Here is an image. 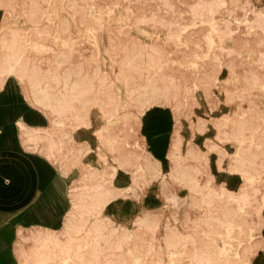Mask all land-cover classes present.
Masks as SVG:
<instances>
[{
  "label": "rangeland",
  "instance_id": "obj_1",
  "mask_svg": "<svg viewBox=\"0 0 264 264\" xmlns=\"http://www.w3.org/2000/svg\"><path fill=\"white\" fill-rule=\"evenodd\" d=\"M14 36L19 42L15 55L23 61L26 59L28 71L37 74L39 84L11 72L2 73L1 77L14 78L31 101V108L42 116L37 125L43 129L35 132L41 140L34 150L55 158L78 192L96 180L95 175L88 173L85 157L89 152L83 155L79 152L87 145L93 149L96 143L99 145L88 154L87 159L93 158L92 166L110 171L109 161L99 154L109 155L110 159L113 153H119L124 163L118 169L126 175V186L136 175L135 188L125 191L128 196L121 201V207L106 210L104 207L100 217L105 213L111 218L116 216L112 220L114 224L120 222V229L125 225L132 227L134 213L148 207L153 215L162 218L160 238L163 239L165 228L173 229L190 245L187 250L192 246L209 248L218 260L225 258L219 251L226 241V246L229 243L231 248V264H241L235 262L232 253L237 251L239 256L244 253L247 232L254 234L252 250L247 253L251 261L264 248L260 242L264 233V0H0V59L9 52L7 46ZM34 41L46 45L34 47ZM98 59L105 65L114 64L112 68L107 65V69L115 72L117 81L93 77ZM50 70L70 73L71 80L80 78L64 110L37 100L35 88L61 87L60 81L49 77ZM147 76L157 86L167 89L170 96L164 105L154 109L167 110L181 125L175 152L178 157L170 154L161 170L167 174L176 160L178 169L186 176L167 177L170 180L163 187L145 154L143 139L137 137L136 116L141 108L118 93L120 88L126 92L142 90ZM175 92L177 96L172 98ZM242 110L247 127L237 130L235 121ZM81 119L103 124V136L114 139L113 151L107 142L97 140L93 124L75 127V122ZM80 132L84 133L79 135ZM240 135L241 142L236 139ZM236 151L244 158V165L231 170L230 163H235L231 156ZM139 163L142 169L137 166ZM243 169L249 170L252 177L248 174L247 178ZM188 178L196 180V189L190 188ZM221 188L224 194L212 199L209 206L200 199L219 193ZM134 192L139 193L138 198ZM228 193L233 196L230 200L226 198ZM162 194L178 196L175 206L160 208L163 213L157 207ZM243 196L248 200L242 204ZM145 197L151 203L143 200ZM224 203L230 218L239 223L229 239L222 237L221 204ZM121 209L125 211L117 216ZM102 220L104 225L111 226V220L105 217ZM18 228L0 229V264H21L22 250H34L28 230L16 241ZM59 229L64 233L62 227ZM103 229L105 233V226ZM85 233L80 231L79 242L86 236L94 239V233ZM132 233V238L121 247L113 240L99 241L101 245L90 241L81 250L87 264H134L136 259L140 260L139 264H196L189 261L188 255L174 256L176 260L170 261L162 253V240L159 242L148 227L134 228ZM58 234L65 240V233ZM61 258L56 256L41 263L63 264L59 262Z\"/></svg>",
  "mask_w": 264,
  "mask_h": 264
},
{
  "label": "bare ground",
  "instance_id": "obj_2",
  "mask_svg": "<svg viewBox=\"0 0 264 264\" xmlns=\"http://www.w3.org/2000/svg\"><path fill=\"white\" fill-rule=\"evenodd\" d=\"M202 2H204V1H202ZM69 11H71V10H69ZM214 18H211V20H213ZM262 18H263V16H262ZM206 32H207V30H206ZM229 35H230V33H229ZM93 42H95V41L93 40ZM18 43L19 42H17V39H15V36H14L11 39L10 43H8V46H7L9 52H7V50H6V52H7L6 55L2 56L1 59H0V81L3 79L1 77L2 73H10L11 72V73H14L16 76L20 77L21 79H22L23 76H27V78L29 80H33V83L35 82V85H38L39 84V82H37L38 76H37L36 73H33V71H28L29 67L27 66L26 59L23 61L20 56L15 55V53H17V51H18L17 50L18 47H19ZM33 45H34V47L42 48L46 44H40L39 42L34 41ZM47 50H48V48H47ZM257 55H258V53H257ZM151 59H153V56L151 57ZM98 60H99L98 62H95V70H94L93 77H96L98 79H103V78L106 77L108 79H111V81H113V82L117 81V77L115 75V72H111V71H109L107 69L108 66L111 67V68L114 67V64L108 63L107 64L108 66H107V65H105L104 61H102L101 59H98ZM119 71H118L119 72L118 74H121L122 71L121 70H119ZM48 75L52 79L60 81L61 87L57 88L56 90L48 88V87H45V88L37 87V88H35L36 92L38 94L37 95L38 102H41L44 105L49 106V107L54 108V109H57V110H64V109L68 108L69 103L71 101L70 94H71L72 90H73V92L75 90H77V88H78L77 85L80 82L79 81L80 78L78 79V76H76V78L71 80L70 79V73L61 74V73H56V72H54L52 70H50ZM142 87H143L142 90H139L138 88H135V89H132L131 91L128 90L127 92H126L125 89L120 88V90L118 92L121 95H126V97L129 98L130 103L133 102L132 105H134L136 103V106L138 105L141 108L140 114L138 116H136L137 131H138V136L137 137H139V139H140V136H141V134L139 133V125H140V122H141V119H142L141 115L142 114L144 115L147 111H150V110L154 109L155 106L157 107V106L164 105L165 102H167V100L170 97L167 94V89H164V88H161V87L157 86L154 83V80H152L149 76H147V78L145 79V82L142 84ZM168 88H170V87H168ZM172 95H173L172 98H176L177 92L173 93ZM23 100H25V99H23ZM116 100H117V98H116ZM172 101H173V99H172ZM33 102L35 103V101H33ZM175 107H176V105L174 104L173 108H172V111L175 110ZM195 113L198 114L199 112H196V110H195ZM243 113H244V111L242 110L240 112V114L238 115L237 121H235L236 122V126L238 128L237 130H242L246 126V121H245ZM101 118H103V117H101ZM80 124L83 127L84 126H86V127L88 126L89 127L91 124H93L95 126L94 130L97 132V138H98L97 140H99L100 142H103V143H104V141L107 142L110 145V149L113 151L114 147H112V143H113L114 139L111 136H105V137L103 136L102 131H103L104 127H105L103 124H101L99 122L97 124H95V122L93 120L92 121L91 120L87 121V120H82L81 119V120H78L77 122H75V127H77V125H80ZM18 126L20 127V129L19 128L18 129L21 131V133H23V134H21V136L23 137V139H22L23 146L26 149H30V150L36 149L37 145H38L37 141L41 140V138L35 134L37 129H32V130L28 129L27 130L25 128V126L21 122H19ZM180 126H181L180 123L178 121H175V123H174V131H173L175 140L173 142L174 150L172 152L174 154L171 153L174 158H176V156H177L175 152H176V150L178 148L177 147V143L179 142L178 133H179ZM128 130H130V129H128ZM171 133H172V131H171ZM236 139L239 142L243 141L241 135H240V138H237V136H236ZM43 141H45V140H43ZM40 145H42V143ZM97 145L98 144L96 143V147L95 148L99 147V145L98 146ZM95 148L93 149L91 146L87 145L84 150L80 149L79 152H80L81 155H83V154H86L88 152H91V150L95 151ZM46 151H48V150H46ZM98 154H99V152H98ZM118 154L119 153H117V154L113 153L112 156L110 157V159H109V155H106L104 153H100L99 154L100 156L98 155L104 161L105 160L109 161V163H110L109 166L111 167L110 171H107V170L103 171V169H99V168H97L95 166H91L90 164H88V166H89L88 173H90L92 175H95V179L96 180H94L93 183H90V184L88 183V185L85 187L84 191H79L78 192V191L75 190V187H76L75 185H72V184L70 185V187H69L70 200L69 201H71V206L67 210V212L65 213L64 218L62 220V226H61L62 229H64L65 240H62L61 237H59V234H58L59 232L64 234L63 231H61V229H56V228H53V227H50V226H43V225H34V226H32V225H30L29 227H23L22 229H19L16 232V236H17V239H18L16 241H20V239L24 237V230H26V231L28 230V235L30 236V239H31V245L34 247V250L32 252L25 251L24 249L22 250V252H21V256H22L21 264H42L41 263L42 261L46 262V260H49L50 258L56 257V256L62 257L59 260V262H63V264H66L67 262H74L73 264H84V263L87 264V259H86L87 257L82 254L83 251L81 252V250L83 248L89 246L91 244L90 241H96L97 245H101V243H99V241H103L104 242V241H112L113 240L115 243H117L118 247H121L122 245H124V243L126 241H128V240H130L132 238L133 229L134 228H139L140 226L141 227H148L149 229H151L153 234L155 233V236L159 240V242H160V239L162 240L161 241L162 243H160V247L162 249V253H164L166 256L170 257V261H175L176 260L174 256H179L180 257L182 255H188L189 256V261L192 262L194 260L196 264H231V259L229 258L230 257L231 248L229 246V243H228V246H226L227 245L226 241L224 242L223 245L220 243L222 247H220L221 251H219V253H221V254H223L225 256V258H223L221 260H218L216 254H213V255L210 254L209 248L198 249L196 246H194V247L192 246L191 249L187 250L188 246H190V245L186 244L185 240H183V238H181L179 236V234L176 233L173 229H166L165 228V232L163 234L164 235L163 239H162V237L160 238V236L158 235V232L160 231L159 222L161 221L162 218L159 217L158 215L157 216L153 215L152 214L153 210L150 211L148 207L145 208L143 210V212L137 213L138 212L137 211L136 213H134L135 215L133 216L132 222H131L132 223V227H128V225H125V226H122L123 227L122 229H120L118 227V226H121L120 222H118L117 224L113 223V220H114V218L116 216H112V218H111L110 216H108L105 213V216L102 215L103 217H100L99 214L104 209V207H105V210L108 207H109V209L111 207H114V208H116L117 206L121 207V205H122L121 201L123 199H127L126 197L128 196V193H126L125 191L130 189V188H132V189L135 188L134 184H136V178H135L136 175L132 176V183L131 184L129 183L128 186L120 187V186H116V184H114L115 174H117V173L118 174H123V171L122 170L119 171V169H118L119 166H122V162H123L120 159ZM132 154H133V152H132ZM238 154H239V152L236 151V155L234 153V155L231 156L232 159H234V161H235L234 164H233V162L230 163V165H231L230 169L231 170L238 169L239 165L240 166L244 165V158L238 156ZM48 156H50L49 153H48ZM126 158L129 159V156H126ZM151 161H152V165L154 166V170L156 172L155 175H156V177L160 178V182H161V186L162 187L169 182L170 179L168 180V178L184 177V175L186 176L184 171L178 169L179 168V166H177L178 165V163H177L178 161H176V160H174L172 167H170V172H168L167 174L162 172L158 161H155V160H152V159H151ZM237 162L239 164L236 165ZM248 163L250 165V160H249ZM137 166L142 169V166H141L140 163ZM136 171H138V170H136ZM140 172H141V170H140ZM243 172H245L247 178H248L249 175H250V177H252L251 173H249L250 172L249 170L243 169ZM187 183L189 184L190 188H192V189H196L198 187L196 180H194L192 178H188L187 179ZM79 184L80 183L78 182V185ZM263 185L264 184H262V186ZM221 190H222V188H221ZM239 190H240V188H239ZM221 194H224L223 190L220 191L219 193L209 194L208 197H205V195L203 197L201 196L200 199L207 206H209V204L212 202V199H214V198L217 199L218 197H220ZM199 195H201V194H199ZM134 196H135V198H138L139 197V193L134 192ZM160 197H161L162 200L160 201V203L157 206L158 209L163 207V205L164 206L165 205L175 206L178 203V196L176 194H171V195L162 194V195H160ZM232 197L233 196L231 194H229V193H228V196H226V198H228L229 200ZM143 200L148 201L149 203H151V200H149L146 197ZM247 200H248V198H246V196H243L242 204L246 203ZM154 205H153V207H154ZM221 206H222V214H223L221 216V225L223 227L222 237H225V238L229 239V238H231V234L234 233L235 228L237 227V229H238L239 223L238 224L235 223V220L230 218L231 215L228 214V212H227L228 208L225 205V203L221 204ZM118 211H121V210H118ZM160 212L163 213V210L160 209ZM118 215H119V213L117 214V216ZM104 217L106 219L111 220V222H109L111 224V226L108 227V226H106V224L104 225V222L102 220V219H104ZM172 221H174V220H172ZM256 225H257V223H256ZM104 226H105V231H106L105 233L101 231V229H103ZM80 231L87 232V233H85L86 235L88 233L89 234L90 233H92V234L94 233L93 234L94 235V237H93L94 239L90 240L89 237H87V236L84 237L85 239H83L82 236H81V238H82L81 241L82 242H79L80 241L79 240ZM118 231H121V233L117 235ZM220 235H221V233H220ZM246 235H247L246 236V241L247 242H246V245L244 247V253L241 256L238 255L237 251H233V253H232L235 256V262H238V263L240 262L241 264H251L252 263L250 257L248 258L247 253H248V251L252 250V246H253V242H254L253 241V235L254 234L251 233V232H247ZM178 260L180 261L181 259L177 258V261ZM139 262H140V260L136 259L134 261V264H139ZM159 264H165V263L164 262L163 263L160 262Z\"/></svg>",
  "mask_w": 264,
  "mask_h": 264
},
{
  "label": "crops",
  "instance_id": "obj_3",
  "mask_svg": "<svg viewBox=\"0 0 264 264\" xmlns=\"http://www.w3.org/2000/svg\"><path fill=\"white\" fill-rule=\"evenodd\" d=\"M41 117L39 111L31 108L17 81L5 76L0 81V229L13 231L18 226L17 232L30 225L59 229L63 216L71 206L69 187L72 183L69 175L64 174L61 165L48 153L38 154L22 144L23 133L19 130V122L27 130L43 129L37 125ZM174 123L172 114L158 108L149 111L140 122L145 154L150 160L158 161L160 168L173 152ZM88 154L85 161L91 165L94 161L93 158L87 159ZM125 179V174L117 173L114 183L124 187ZM124 211L121 209L119 214ZM260 242L264 247V233ZM252 262L264 264V248L253 255Z\"/></svg>",
  "mask_w": 264,
  "mask_h": 264
}]
</instances>
